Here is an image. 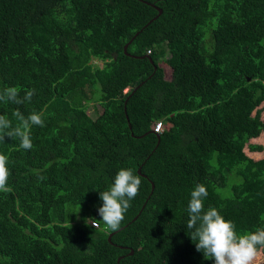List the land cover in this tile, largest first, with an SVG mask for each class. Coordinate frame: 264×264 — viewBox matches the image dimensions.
<instances>
[{
    "label": "trees",
    "instance_id": "1",
    "mask_svg": "<svg viewBox=\"0 0 264 264\" xmlns=\"http://www.w3.org/2000/svg\"><path fill=\"white\" fill-rule=\"evenodd\" d=\"M5 86L36 92L0 114L15 125L36 110L45 126L30 150L0 143V264H214L187 235L197 183L237 233L264 227V158L245 151L264 150L251 142L264 132V0H0ZM120 168L142 177L138 194L117 230L93 227Z\"/></svg>",
    "mask_w": 264,
    "mask_h": 264
},
{
    "label": "clouds",
    "instance_id": "2",
    "mask_svg": "<svg viewBox=\"0 0 264 264\" xmlns=\"http://www.w3.org/2000/svg\"><path fill=\"white\" fill-rule=\"evenodd\" d=\"M35 92V89H29L21 97L18 88L5 86L0 88V101L21 105L31 102ZM13 116L15 125L6 115L0 114V143H5L6 138L19 139L20 148L32 149L31 129L33 126H45L43 113L33 110L25 116L17 109ZM7 163V156L0 154V192L11 190L8 187L10 172ZM141 182L142 177L135 174L132 168H120L114 183L107 190L99 192V198L103 201L97 210L100 220L89 217L86 223L97 227L103 221L108 229L117 230L131 207L130 202L137 196ZM207 196L206 186L197 183L190 192L186 208V228L190 230L187 235L195 243L196 251L202 252L205 259L214 260V264H256L261 255L260 249H264V227L237 233L234 222L226 220L216 207L205 208Z\"/></svg>",
    "mask_w": 264,
    "mask_h": 264
},
{
    "label": "rangeland",
    "instance_id": "3",
    "mask_svg": "<svg viewBox=\"0 0 264 264\" xmlns=\"http://www.w3.org/2000/svg\"><path fill=\"white\" fill-rule=\"evenodd\" d=\"M92 61L94 63L99 64L100 66L103 65V61L102 60H99V59L94 58ZM161 65L166 70V78L167 79H172V68L167 63L164 64L162 62ZM262 106L264 107V102L262 103ZM102 111H103V108H102L101 104H99L97 101L96 102H94V101L89 102V104H88V112L91 115V117L96 118L100 113H102ZM262 116L264 118V111L262 113ZM251 142H253V143H260V144H262L264 146V132L259 137L252 139ZM245 151H246V153L249 156L253 157L254 159L264 158V150L261 151V152L251 151L249 149V147L246 146L245 147ZM214 161H216V157L214 158ZM66 208L67 209L73 208L72 210L76 214V220L74 222H81V223H83L82 222L83 216H82V212H81V209L80 208H77L75 206L71 207L69 205H67ZM72 219H74V218L72 217ZM260 252H261V255L258 257L256 264H264V252H262V251H260Z\"/></svg>",
    "mask_w": 264,
    "mask_h": 264
},
{
    "label": "water",
    "instance_id": "4",
    "mask_svg": "<svg viewBox=\"0 0 264 264\" xmlns=\"http://www.w3.org/2000/svg\"><path fill=\"white\" fill-rule=\"evenodd\" d=\"M148 4H151V5H153V6H156L155 5V3H153V2H148ZM159 9V13L155 16V17H153L150 21H148V23L143 27V28H145L146 26H148L152 21H154L155 19H157L158 18V16L162 13V9L161 8H158ZM143 28L141 29V30H139L137 33H136V35L135 36H137L142 30H143ZM134 36V37H135ZM134 37L125 45V47H124V49H125V53H128V51H127V49H128V46H129V44L133 41V39H134ZM129 54V53H128ZM146 57H148V58H150V60L152 61V62H154V60H153V58L150 56V55H145ZM155 69H157V66H155ZM137 89V87L135 88V90ZM130 128H132V125L130 124ZM150 132H153V133H156V132H154L153 130H151ZM159 137H160V135L158 134V133H156ZM142 136H144V135H142ZM141 136V137H142ZM139 173H141V168L139 169ZM153 187H154V184H153ZM142 211V210H141ZM141 211L134 217V219L133 220H135L139 215H140V213H141ZM125 227V226H124ZM123 227H121L120 229H122ZM112 235H113V233H111L110 234V236H109V240H111V238H112ZM133 253V250L131 251V254ZM123 256H121V257H119V259H118V261L120 262V260H121V258H122Z\"/></svg>",
    "mask_w": 264,
    "mask_h": 264
},
{
    "label": "built area",
    "instance_id": "5",
    "mask_svg": "<svg viewBox=\"0 0 264 264\" xmlns=\"http://www.w3.org/2000/svg\"><path fill=\"white\" fill-rule=\"evenodd\" d=\"M127 91V89L125 90ZM164 130V123L162 120H158L153 124V131L160 134ZM99 227V223L98 226Z\"/></svg>",
    "mask_w": 264,
    "mask_h": 264
}]
</instances>
